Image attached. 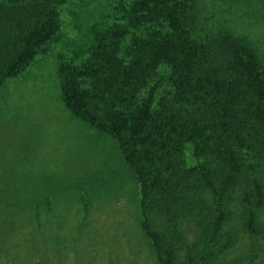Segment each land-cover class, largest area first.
Returning <instances> with one entry per match:
<instances>
[{"label":"trees","instance_id":"trees-1","mask_svg":"<svg viewBox=\"0 0 264 264\" xmlns=\"http://www.w3.org/2000/svg\"><path fill=\"white\" fill-rule=\"evenodd\" d=\"M68 1L0 0V87L47 44L60 45V100L117 143L157 264H215L236 241L225 229L236 211L240 231L262 233L264 73L255 51L228 34L193 40V0H116L118 21L83 23L81 36L64 42L59 7ZM186 144L194 166L185 164ZM155 211L169 230L155 227ZM184 215L193 242L183 240L181 253L183 237L171 228Z\"/></svg>","mask_w":264,"mask_h":264},{"label":"rangeland","instance_id":"rangeland-1","mask_svg":"<svg viewBox=\"0 0 264 264\" xmlns=\"http://www.w3.org/2000/svg\"><path fill=\"white\" fill-rule=\"evenodd\" d=\"M115 2L61 4L62 41L79 38L83 23L118 21ZM186 18L198 43L219 34L246 43L264 73V0H193ZM44 48L0 87V264H157L140 228L134 175L113 139L65 109L57 76L61 47ZM184 161L196 164L190 144ZM260 177L264 191V173ZM238 212L225 228L236 241L214 262L264 264V202L257 212L262 233L255 237L240 231ZM184 216L171 228L183 237L181 253L183 240L193 242L191 218ZM153 218L155 227L169 230L163 213Z\"/></svg>","mask_w":264,"mask_h":264}]
</instances>
